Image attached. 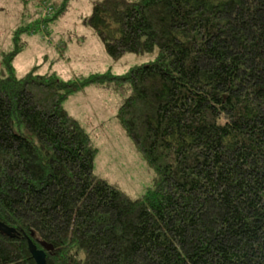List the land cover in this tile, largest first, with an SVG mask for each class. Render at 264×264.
<instances>
[{
    "label": "trees",
    "instance_id": "16d2710c",
    "mask_svg": "<svg viewBox=\"0 0 264 264\" xmlns=\"http://www.w3.org/2000/svg\"><path fill=\"white\" fill-rule=\"evenodd\" d=\"M73 0H64L58 13ZM106 54H155L122 76L0 69V264H264V0H96ZM154 172L131 199L95 175L98 149L65 109L86 88Z\"/></svg>",
    "mask_w": 264,
    "mask_h": 264
},
{
    "label": "rangeland",
    "instance_id": "374dc122",
    "mask_svg": "<svg viewBox=\"0 0 264 264\" xmlns=\"http://www.w3.org/2000/svg\"><path fill=\"white\" fill-rule=\"evenodd\" d=\"M63 1L0 0V69L5 55L14 50L19 30L23 31L17 36L22 49L13 61L19 78L35 68L39 75L54 73L66 82L108 72L122 76L131 68L155 60V54H128L119 60L106 54L92 28L84 24L92 15L96 0H73L64 15L45 26L44 22L54 18ZM100 90L102 95L96 92L71 97L65 108L78 114L74 116L80 117L79 123L98 149L95 175L131 199H139L153 188L155 174L116 121L123 98L115 92Z\"/></svg>",
    "mask_w": 264,
    "mask_h": 264
},
{
    "label": "water",
    "instance_id": "95a60500",
    "mask_svg": "<svg viewBox=\"0 0 264 264\" xmlns=\"http://www.w3.org/2000/svg\"><path fill=\"white\" fill-rule=\"evenodd\" d=\"M0 233L10 238H15L17 235L16 230L10 228L0 222ZM29 250L32 254L33 259L35 260L36 264H47L46 262V252L54 251V247L48 245L46 243L41 244L42 249H38L36 245H34L31 241L28 242Z\"/></svg>",
    "mask_w": 264,
    "mask_h": 264
},
{
    "label": "crops",
    "instance_id": "0c3cea01",
    "mask_svg": "<svg viewBox=\"0 0 264 264\" xmlns=\"http://www.w3.org/2000/svg\"><path fill=\"white\" fill-rule=\"evenodd\" d=\"M95 90V91H94ZM101 93V95H102V91L100 90V89H96L95 87H89V88H86V90L85 91H83V92H80V93H77V94H74V95H72L71 97H73V96H75V95H78V94H94V95H96L95 93ZM70 97V98H71ZM69 98V99H70ZM69 99L66 101V103L69 101ZM65 106V105H64ZM66 109V108H65ZM67 110V109H66ZM68 111V110H67ZM68 113L74 118V119H76L78 122H80V117L78 118V117H76V116H74V115H78V114H72L71 112H69L68 111ZM76 113V112H75ZM80 116V115H79Z\"/></svg>",
    "mask_w": 264,
    "mask_h": 264
}]
</instances>
